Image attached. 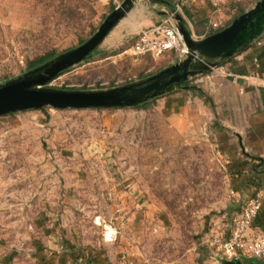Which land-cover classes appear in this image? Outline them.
<instances>
[{
	"label": "rangeland",
	"instance_id": "1",
	"mask_svg": "<svg viewBox=\"0 0 264 264\" xmlns=\"http://www.w3.org/2000/svg\"><path fill=\"white\" fill-rule=\"evenodd\" d=\"M122 1L0 0V84L85 42ZM162 5L136 0L92 56L45 86L108 89L183 59L131 54ZM196 78L187 80L195 88L141 106L0 116V264H204L210 248L220 255L209 239L227 218L229 177L208 123L193 119L195 98L210 105ZM175 93L190 103L168 112Z\"/></svg>",
	"mask_w": 264,
	"mask_h": 264
},
{
	"label": "crops",
	"instance_id": "2",
	"mask_svg": "<svg viewBox=\"0 0 264 264\" xmlns=\"http://www.w3.org/2000/svg\"><path fill=\"white\" fill-rule=\"evenodd\" d=\"M173 1L194 39H201L222 29L240 8L249 9L256 2ZM169 13L168 6L163 4L157 12L148 15L145 26L161 21ZM213 23L219 27H213ZM176 56L175 61L179 59ZM146 57L151 56L142 57V61ZM223 65L231 73L230 76L213 77L207 73L196 78L199 90L206 93L210 105L205 107L200 97L195 98L199 108L194 109L193 119L208 123L215 154L225 163L229 177L231 199L221 231L227 230L247 197L258 195L261 206L249 230V234L253 235L264 231V33ZM189 103V99L175 93L166 98V110L181 112ZM210 250L204 264H264V258L239 256L226 259L213 249Z\"/></svg>",
	"mask_w": 264,
	"mask_h": 264
},
{
	"label": "water",
	"instance_id": "3",
	"mask_svg": "<svg viewBox=\"0 0 264 264\" xmlns=\"http://www.w3.org/2000/svg\"><path fill=\"white\" fill-rule=\"evenodd\" d=\"M135 1L123 0L82 44L1 83L0 116L43 107H134L181 87L189 78L209 73L219 62L231 58L264 33V0H257L228 25L201 39L191 36L174 6L162 0H152L168 6V15L175 20L187 49L183 59L143 80L108 89L67 90L45 86L64 70L92 56L112 28L132 9Z\"/></svg>",
	"mask_w": 264,
	"mask_h": 264
},
{
	"label": "built area",
	"instance_id": "4",
	"mask_svg": "<svg viewBox=\"0 0 264 264\" xmlns=\"http://www.w3.org/2000/svg\"><path fill=\"white\" fill-rule=\"evenodd\" d=\"M212 26L219 27L217 23H213ZM168 51L177 52L179 58H184L187 53L176 22L170 15L142 29L131 46V54L135 60H139L144 55L158 57ZM209 74L213 77L231 75L223 64L213 67ZM196 77L198 78V76ZM260 206L261 200L258 195L247 197L227 230L216 231L210 237V244L215 246L224 258L235 259L239 256L264 258V231L258 234H249L252 221Z\"/></svg>",
	"mask_w": 264,
	"mask_h": 264
},
{
	"label": "trees",
	"instance_id": "5",
	"mask_svg": "<svg viewBox=\"0 0 264 264\" xmlns=\"http://www.w3.org/2000/svg\"><path fill=\"white\" fill-rule=\"evenodd\" d=\"M162 1L165 2V3H169V4H171L172 6L175 5V1H173V0H162ZM256 1H257V0H256ZM246 10H247V9L240 8V9L237 11V13H236V14L230 19V21H229V22H226L225 25H228V24H229L234 18H236L237 16H239L241 13H243V12L246 11ZM51 57H52V55L48 54V55H46V56H44V57H40V58H37V59H35V60H32V61L29 63V65H28L27 68H28V69H32V68L38 66L39 64L43 63L44 61L50 59ZM227 60H228V59L223 60V61H221V62L225 63V61H227ZM181 87H183V88H187V89H191V88H195V85H189L188 82H185L184 85H182ZM64 89H66V88H64ZM67 90H70V89L67 88ZM143 104H145V103H142V104L137 105V106H141V105H143ZM40 109H43V108H40Z\"/></svg>",
	"mask_w": 264,
	"mask_h": 264
},
{
	"label": "bare ground",
	"instance_id": "6",
	"mask_svg": "<svg viewBox=\"0 0 264 264\" xmlns=\"http://www.w3.org/2000/svg\"><path fill=\"white\" fill-rule=\"evenodd\" d=\"M109 236V235H108Z\"/></svg>",
	"mask_w": 264,
	"mask_h": 264
}]
</instances>
